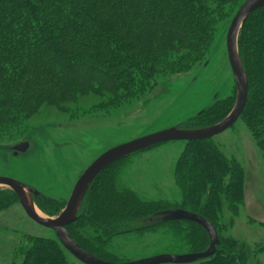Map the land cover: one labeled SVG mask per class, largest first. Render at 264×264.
<instances>
[{
  "label": "trees",
  "instance_id": "16d2710c",
  "mask_svg": "<svg viewBox=\"0 0 264 264\" xmlns=\"http://www.w3.org/2000/svg\"><path fill=\"white\" fill-rule=\"evenodd\" d=\"M244 2L0 0V139L16 137L31 117L48 107L68 113L89 100L88 109L108 112L143 97L160 76L187 73L207 59L219 27ZM237 53L247 79L239 119L264 163V7L243 21ZM234 101L235 92L179 128L215 125L229 114ZM71 114L73 118L76 113ZM131 156L96 176L76 221L65 227L79 249L105 262L123 263L112 251L114 238L161 229L171 247L187 254L205 251L209 240L201 227L188 221H162L161 212L178 209L204 218L217 233L214 255L193 264H246L251 254L248 246L220 234L244 203V170L239 161L225 156L212 139L185 142L173 170L181 200L169 204L143 200L119 183L118 168ZM14 202L11 190L0 189V211ZM35 205L54 217L63 202L38 196ZM24 239L18 264H71L57 239ZM261 251L264 244L254 253Z\"/></svg>",
  "mask_w": 264,
  "mask_h": 264
},
{
  "label": "rangeland",
  "instance_id": "374dc122",
  "mask_svg": "<svg viewBox=\"0 0 264 264\" xmlns=\"http://www.w3.org/2000/svg\"><path fill=\"white\" fill-rule=\"evenodd\" d=\"M230 20L219 27L202 64L180 76L158 77L153 88L141 98H133L108 112L88 109L89 100H83L88 103H79L77 108L64 105L69 108L68 113L48 107L39 116L31 117L19 135L0 139V177L13 179L35 190L38 193L35 198L44 196L63 202L64 207L79 176L104 152L179 127L215 101L232 96L235 85L225 45ZM97 103L94 101V105ZM73 112L76 114L71 118ZM212 140L225 156L239 161L244 170V203L237 216L232 218L231 226L221 230L220 234L248 246L251 254L246 264H264V251L254 253L264 244L261 152L241 119ZM21 143L27 144L23 152L18 149ZM184 147V141H167L132 155L117 167L119 183L143 200L179 203L181 192L175 185L173 170ZM0 189L8 188L0 186ZM27 198L40 216L49 217L37 208L35 198L31 195ZM229 217L224 210L225 222ZM27 236L56 239L53 230L29 219L19 203L14 202L0 211V264L20 263L18 251ZM171 246L169 236L161 229L132 232L112 240V251L123 263L160 255L187 254L186 250ZM69 255L71 264H82Z\"/></svg>",
  "mask_w": 264,
  "mask_h": 264
},
{
  "label": "water",
  "instance_id": "95a60500",
  "mask_svg": "<svg viewBox=\"0 0 264 264\" xmlns=\"http://www.w3.org/2000/svg\"><path fill=\"white\" fill-rule=\"evenodd\" d=\"M264 0H245L230 20L226 38V55L235 85V101L229 114L219 123L202 129H181L172 127L154 134H150L125 144L116 146L96 158L79 176L75 182L65 206L53 217H42L37 214L34 205L27 196L35 198L38 193L23 184L5 177H0V186L7 187L16 196L17 203L21 206L26 216L36 224L53 230L57 241L73 258L82 264H193L200 260L212 257L218 237L215 228L204 218L184 210H167L160 214L162 221H188L201 227L209 240L207 249L199 253H188L183 255H160L135 262L110 263L102 261L93 255L86 253L70 240L65 227L74 223L77 211L82 199L96 176L110 165L141 151L148 150L154 146L167 141H202L212 139L216 135L232 127L240 118L247 97V79L237 53V36L243 21L253 11L263 8ZM19 151L27 149L26 143L18 145Z\"/></svg>",
  "mask_w": 264,
  "mask_h": 264
},
{
  "label": "bare ground",
  "instance_id": "6f19581e",
  "mask_svg": "<svg viewBox=\"0 0 264 264\" xmlns=\"http://www.w3.org/2000/svg\"><path fill=\"white\" fill-rule=\"evenodd\" d=\"M37 214H39V212L37 211Z\"/></svg>",
  "mask_w": 264,
  "mask_h": 264
}]
</instances>
